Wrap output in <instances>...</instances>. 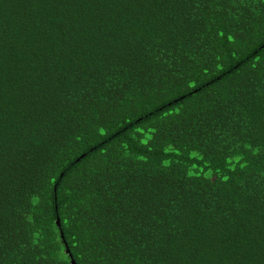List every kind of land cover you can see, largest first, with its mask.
<instances>
[{
  "label": "trees",
  "instance_id": "1",
  "mask_svg": "<svg viewBox=\"0 0 264 264\" xmlns=\"http://www.w3.org/2000/svg\"><path fill=\"white\" fill-rule=\"evenodd\" d=\"M0 264H264V0H0Z\"/></svg>",
  "mask_w": 264,
  "mask_h": 264
},
{
  "label": "water",
  "instance_id": "2",
  "mask_svg": "<svg viewBox=\"0 0 264 264\" xmlns=\"http://www.w3.org/2000/svg\"><path fill=\"white\" fill-rule=\"evenodd\" d=\"M57 224L60 225V219L59 218L57 219ZM62 237H63V233H62ZM67 250H69V249L67 248ZM72 262L75 263L74 259H72Z\"/></svg>",
  "mask_w": 264,
  "mask_h": 264
}]
</instances>
